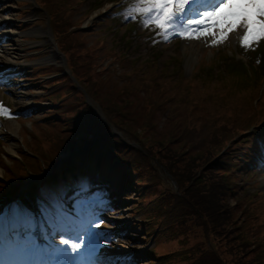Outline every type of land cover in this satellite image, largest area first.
<instances>
[{
    "label": "rangeland",
    "instance_id": "374dc122",
    "mask_svg": "<svg viewBox=\"0 0 264 264\" xmlns=\"http://www.w3.org/2000/svg\"><path fill=\"white\" fill-rule=\"evenodd\" d=\"M106 1L5 2L11 11L4 17L20 33L21 51L10 60L35 62L38 44L42 58L50 49L57 54L55 66H32L35 99L41 97L33 103L45 108L16 122L14 149L3 133L0 163L12 168L15 183L32 174L25 186L33 187L84 135L73 121L97 115L118 143L114 156L132 169L136 195L123 190L117 201L127 211L123 219L130 211L129 234L138 239L129 246L148 252L140 264H264V179L239 171L238 161L264 122V51L261 67H253L233 47L147 49L104 20L97 8ZM34 28L37 39L24 34ZM46 29L50 37L40 32ZM230 51L241 74L227 69L222 56Z\"/></svg>",
    "mask_w": 264,
    "mask_h": 264
},
{
    "label": "snow or ice",
    "instance_id": "6c2138e0",
    "mask_svg": "<svg viewBox=\"0 0 264 264\" xmlns=\"http://www.w3.org/2000/svg\"><path fill=\"white\" fill-rule=\"evenodd\" d=\"M189 2L190 0H145V6L135 11L149 17L144 21L145 24L153 23L166 33L169 28L177 27L173 22L174 18L184 12ZM197 17L187 20L182 27L185 31L177 34L197 40L211 37L210 43L217 45L228 39L229 34L241 33L240 43L245 48L264 40V0H215V6L211 10L203 11ZM7 111L0 105V115H5ZM63 200L64 196L59 194L52 198L47 205L43 224L45 228L67 230L72 234L84 223V208L80 205L78 212H69ZM60 242L70 244L69 240ZM70 247L75 251L80 243H71Z\"/></svg>",
    "mask_w": 264,
    "mask_h": 264
},
{
    "label": "bare ground",
    "instance_id": "6f19581e",
    "mask_svg": "<svg viewBox=\"0 0 264 264\" xmlns=\"http://www.w3.org/2000/svg\"><path fill=\"white\" fill-rule=\"evenodd\" d=\"M2 20H3V18L0 17V21H2ZM40 32H41L43 35H46V36L49 35V32H48V31L40 30ZM183 48H185V47H183ZM5 129H7V130H6V135H7V137L10 139L11 142H13V141H14V138H15L16 135H17V129H18V128H17V125L12 123V124L6 126ZM13 143H14V142H13ZM13 143L11 144V148H12V149H14V148H13V145H14Z\"/></svg>",
    "mask_w": 264,
    "mask_h": 264
}]
</instances>
